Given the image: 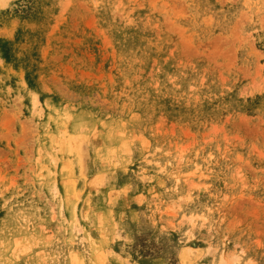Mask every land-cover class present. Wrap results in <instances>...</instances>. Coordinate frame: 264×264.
Returning a JSON list of instances; mask_svg holds the SVG:
<instances>
[{
	"label": "rangeland",
	"instance_id": "1",
	"mask_svg": "<svg viewBox=\"0 0 264 264\" xmlns=\"http://www.w3.org/2000/svg\"><path fill=\"white\" fill-rule=\"evenodd\" d=\"M0 264H264V0H0Z\"/></svg>",
	"mask_w": 264,
	"mask_h": 264
}]
</instances>
